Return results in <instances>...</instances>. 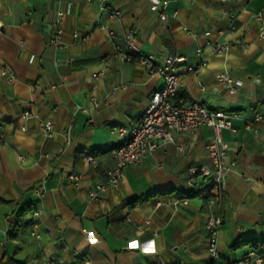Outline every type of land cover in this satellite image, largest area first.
I'll return each instance as SVG.
<instances>
[{
    "label": "crops",
    "instance_id": "crops-1",
    "mask_svg": "<svg viewBox=\"0 0 264 264\" xmlns=\"http://www.w3.org/2000/svg\"><path fill=\"white\" fill-rule=\"evenodd\" d=\"M168 1L169 17L160 21L147 0H110L120 11L112 19L96 0H0V263L4 257L11 264L209 262L204 222L213 208L204 194L188 196L198 168L210 165L208 128L176 134L182 153L167 146L164 154L159 150L124 168L118 187L101 202L88 198L87 189L114 165L112 151L123 139L118 129L130 130L162 86L160 77L117 55L97 24L119 35L134 31L137 47L155 57L183 55L191 65L206 60L196 73L182 75L180 92L211 111L235 114V131L222 133L237 171L222 188L217 250L225 261L264 253L252 243L264 240V123L250 122L264 116V0ZM56 10L65 12L67 44L58 50L48 44ZM206 41L229 48L212 53ZM116 43L125 48L121 40ZM98 71L103 74L93 78ZM224 71L240 82L234 93L216 79ZM113 84L123 88L113 90ZM90 95L105 103L88 115L81 109L91 108ZM43 121L53 125L50 137L40 127ZM69 173L82 177L81 186L65 182ZM42 179L45 193L39 199L34 187ZM173 197L188 202L173 206ZM29 207L42 211L39 238L31 235L29 212L20 215ZM147 218L150 224L138 229Z\"/></svg>",
    "mask_w": 264,
    "mask_h": 264
},
{
    "label": "built area",
    "instance_id": "built-area-1",
    "mask_svg": "<svg viewBox=\"0 0 264 264\" xmlns=\"http://www.w3.org/2000/svg\"><path fill=\"white\" fill-rule=\"evenodd\" d=\"M90 1V0H88ZM100 5V11L109 15L112 18H118L120 11L110 7V0H96ZM149 2L150 11L158 15L160 21H167L169 15L166 12L168 0H147ZM174 16V15H173ZM65 12L56 10L53 21L50 23V38L49 46L58 49H64L67 44L62 40L63 21ZM256 21L261 23V14L256 15ZM97 28L102 31L109 42L114 44L116 54L121 56L124 61L137 62L146 72L157 75L162 80V86L154 91L148 101L146 108L130 130L118 129L123 135V139L112 151L114 157V165L105 171V177L102 182L95 184L87 189V195L91 202L98 203L109 189L118 187L122 179L124 168L131 165H138L144 162L147 158L154 155L157 151L174 146L176 151L182 153L184 145L176 142V134L191 135L197 133L201 128L206 127L210 130L211 135L206 145L209 166H200L196 172L197 180L190 181L192 191H203L208 189L209 204L212 211L207 215L205 228L207 237L205 239V251L209 259L206 264H262L264 263V253L254 254L248 253L236 260L225 261L222 259L218 249V235L222 226V218L216 214L217 205L221 201V193L225 178L228 174L237 171V163L234 158L228 155L223 148L222 133L224 130L235 131L232 120L235 117L234 113L222 110H212L205 107L200 101L189 100L180 92V80L183 74H194L206 64L205 59H200L195 65L186 63L183 55L155 57L144 53L137 47L134 42L135 32L132 30L119 35L116 31L109 28L105 24H97ZM183 31L191 37H195L186 27ZM261 35H264V25L261 27ZM76 39H83L84 35L74 33L72 35ZM121 40L124 44V49L121 50L116 43ZM205 46L211 48L212 53H224L228 50L229 45L221 41H206ZM202 48L195 49V54L200 55ZM102 71H98L92 75L97 78L102 75ZM1 75L7 80L13 81V76L7 73L6 70L1 71ZM216 79L224 83L229 92L234 93L236 88L240 86V82L234 81L224 71L216 76ZM123 86L113 84V90H118ZM204 90V87H201ZM92 106L90 109H81L85 114L90 115L100 109L101 104L105 101L97 100L93 95L89 97ZM250 122L264 123V116L257 115ZM251 124V123H250ZM249 124V125H250ZM249 125L247 126L249 128ZM40 127L47 137L52 135L53 125L50 121H43ZM25 131V128H22ZM3 136L0 135V138ZM165 151L162 150V154ZM22 159V157L20 158ZM84 161H92L91 157H84ZM65 182L71 186L79 187L82 183V177L79 174L69 173L66 175ZM45 179H42L34 188L35 195L41 199L44 196L45 190L43 184ZM188 199L173 197L170 203L173 206L186 205ZM42 211L35 207L29 213V221L32 228V236L39 238L35 229L41 220ZM130 221L129 218H127ZM150 224V219L147 218L144 223L137 226L141 229L143 226ZM47 264H53L47 262ZM83 264H90L88 260Z\"/></svg>",
    "mask_w": 264,
    "mask_h": 264
},
{
    "label": "trees",
    "instance_id": "trees-1",
    "mask_svg": "<svg viewBox=\"0 0 264 264\" xmlns=\"http://www.w3.org/2000/svg\"><path fill=\"white\" fill-rule=\"evenodd\" d=\"M201 194L209 196L208 189L203 190V191H191L188 196L194 197V196L201 195ZM222 194L223 193L220 194L221 195V201L217 205V208H216V214L220 217H223V213H224L223 204L225 202V197ZM31 210H32V208L29 207L28 209L21 211L20 215H25L27 212H30ZM252 243H253L254 247H260V248L264 249V240H253ZM0 264H11V260L4 257Z\"/></svg>",
    "mask_w": 264,
    "mask_h": 264
},
{
    "label": "snow or ice",
    "instance_id": "snow-or-ice-1",
    "mask_svg": "<svg viewBox=\"0 0 264 264\" xmlns=\"http://www.w3.org/2000/svg\"><path fill=\"white\" fill-rule=\"evenodd\" d=\"M132 246H133V247H135L136 245H135V244H133Z\"/></svg>",
    "mask_w": 264,
    "mask_h": 264
}]
</instances>
